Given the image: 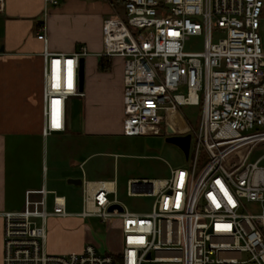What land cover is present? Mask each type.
I'll use <instances>...</instances> for the list:
<instances>
[{"label":"built area","instance_id":"1","mask_svg":"<svg viewBox=\"0 0 264 264\" xmlns=\"http://www.w3.org/2000/svg\"><path fill=\"white\" fill-rule=\"evenodd\" d=\"M57 3L45 0V16ZM102 30V55L124 60V135L158 133L165 110L201 107L190 164L168 178L129 179L128 195L154 197L149 211L111 197L116 180H84L78 213L56 191H26L21 210L2 213L3 264H264V0H124V15L107 17ZM194 36L202 49L187 48ZM37 38L49 135L66 129L69 98L84 96L80 60L90 53L84 45L51 51L45 23ZM72 215L98 217L109 229L120 220L122 249L100 253L88 243L50 253L48 219Z\"/></svg>","mask_w":264,"mask_h":264},{"label":"crops","instance_id":"2","mask_svg":"<svg viewBox=\"0 0 264 264\" xmlns=\"http://www.w3.org/2000/svg\"><path fill=\"white\" fill-rule=\"evenodd\" d=\"M44 9L45 0H6V11L0 15V264L2 213L21 210L28 190L43 186L53 190L49 179V139L71 137L79 151L87 147L83 138L88 135L110 134L116 129L123 133L124 60L102 55V29L110 15H124V0H58L48 6L46 16ZM43 23L51 51L72 53L84 45L90 53L85 57L84 96L69 98L66 129L49 135L44 134L42 98L44 44L37 38ZM101 58L111 62L110 68L99 69ZM88 158L74 153L68 169L63 171L66 179L107 180L85 176L83 164ZM67 184L64 188L75 185L68 181ZM47 250L78 251H59L57 246L49 247L48 242Z\"/></svg>","mask_w":264,"mask_h":264},{"label":"rangeland","instance_id":"3","mask_svg":"<svg viewBox=\"0 0 264 264\" xmlns=\"http://www.w3.org/2000/svg\"><path fill=\"white\" fill-rule=\"evenodd\" d=\"M189 50L203 48V37L194 36L188 41ZM78 107L74 109L77 110ZM201 107L195 105L182 106L177 110H165L159 132L126 136L120 129L104 135H88L86 148L80 149L71 137L49 139L50 158V188L58 195L67 198V211L78 213L83 209V190L80 185L64 188L67 184L63 171L68 169V161L74 153L89 158L83 164L85 176L89 179H116L117 193L111 197L117 198L131 210H151L154 197L128 195L129 179H161L171 175V169L188 167L189 158L176 144L167 141L171 136L192 135V141L199 124ZM84 144V143H83ZM76 146V148H75ZM77 150V151H76ZM71 163V162H70ZM63 174V175H62ZM53 194L49 196L48 208L52 209ZM246 208L261 214L260 204L244 201ZM121 221L114 223L112 229L98 217L72 216L66 219L49 218L47 222V242L49 247H59L67 250L82 251L86 244L97 246L100 253L119 251L122 249ZM50 253H60L51 252Z\"/></svg>","mask_w":264,"mask_h":264},{"label":"water","instance_id":"4","mask_svg":"<svg viewBox=\"0 0 264 264\" xmlns=\"http://www.w3.org/2000/svg\"><path fill=\"white\" fill-rule=\"evenodd\" d=\"M2 49V48H1ZM85 58H81L80 60V68H79V89L80 91H84V84H85ZM167 141L174 143L178 145L183 152L185 153L186 157L189 156V149H190V142H191V134H187L185 136H171L167 138ZM69 183L75 184V185H82L83 180L78 179H69ZM116 205H113L110 207V210L114 209Z\"/></svg>","mask_w":264,"mask_h":264},{"label":"trees","instance_id":"5","mask_svg":"<svg viewBox=\"0 0 264 264\" xmlns=\"http://www.w3.org/2000/svg\"><path fill=\"white\" fill-rule=\"evenodd\" d=\"M111 62L109 60H106L105 58H101L99 60V69L100 70H106L110 68Z\"/></svg>","mask_w":264,"mask_h":264},{"label":"bare ground","instance_id":"6","mask_svg":"<svg viewBox=\"0 0 264 264\" xmlns=\"http://www.w3.org/2000/svg\"><path fill=\"white\" fill-rule=\"evenodd\" d=\"M109 185H111V184H109Z\"/></svg>","mask_w":264,"mask_h":264},{"label":"snow or ice","instance_id":"7","mask_svg":"<svg viewBox=\"0 0 264 264\" xmlns=\"http://www.w3.org/2000/svg\"><path fill=\"white\" fill-rule=\"evenodd\" d=\"M58 126V125H57Z\"/></svg>","mask_w":264,"mask_h":264}]
</instances>
